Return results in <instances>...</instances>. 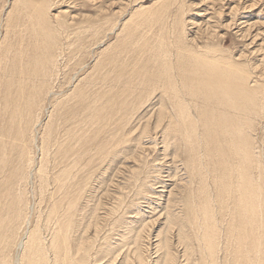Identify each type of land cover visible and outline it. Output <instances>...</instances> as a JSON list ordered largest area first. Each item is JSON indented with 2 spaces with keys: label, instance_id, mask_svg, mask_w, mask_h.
<instances>
[{
  "label": "rangeland",
  "instance_id": "374dc122",
  "mask_svg": "<svg viewBox=\"0 0 264 264\" xmlns=\"http://www.w3.org/2000/svg\"><path fill=\"white\" fill-rule=\"evenodd\" d=\"M243 165L264 225V0H0V264H234Z\"/></svg>",
  "mask_w": 264,
  "mask_h": 264
},
{
  "label": "bare ground",
  "instance_id": "6f19581e",
  "mask_svg": "<svg viewBox=\"0 0 264 264\" xmlns=\"http://www.w3.org/2000/svg\"><path fill=\"white\" fill-rule=\"evenodd\" d=\"M201 52V51H200ZM198 54V53H197ZM203 59V58H202ZM196 60V59H195ZM220 60V59H219ZM223 60V59H222ZM198 61H200V60H198ZM217 62V61H216ZM227 65V64H226ZM225 65V66H226ZM38 67V66H37ZM192 67V66H191ZM210 67V66H209ZM221 67H223V66H221ZM203 68H205V67H203ZM207 68V67H206ZM208 69V68H207ZM206 69V70H207ZM213 69V68H212ZM211 69V72L212 73H214L216 70H212ZM222 69V68H221ZM28 70V69H27ZM223 70V69H222ZM230 70V69H229ZM30 71V70H29ZM225 71V70H224ZM237 71V70H236ZM245 71V70H244ZM210 72V71H209ZM210 72V73H211ZM222 72V71H221ZM226 72V71H225ZM231 72V71H230ZM222 74H223V72H222ZM218 75H220V72H219V74ZM224 75V74H223ZM238 75V74H237ZM241 75V74H240ZM247 76V75H246ZM185 77V76H184ZM197 77V76H196ZM227 78V77H226ZM249 79V78H248ZM239 80V79H238ZM190 81V80H189ZM248 82V81H247ZM204 83H206L205 81H204ZM218 84V83H217ZM213 84H211V83H209L208 84V89H214V87L212 86ZM240 85V84H239ZM204 86V85H203ZM227 86V85H226ZM237 87V86H236ZM204 88V87H203ZM231 88H233V86L231 87ZM225 90V89H224ZM232 91V93H225V92H221V93H219V96H220V98L222 99H226V98H229V102L228 101H226V102H228L229 104H232V107L233 106H238V104L234 101V97L237 95V94H241V95H243L244 97H246V99L247 100H250L251 98H250V96L248 95V93L249 92H247V91H245V92H242V91H239V90H237V89H232L231 90ZM250 94V93H249ZM217 95H215L214 96V98L216 97ZM240 96V95H239ZM208 97H209V95H207V99H208ZM211 97V96H210ZM209 97V98H210ZM212 98V97H211ZM204 101H207L206 100V95H204ZM213 99V98H212ZM242 99V98H241ZM211 100V99H210ZM218 100V99H217ZM221 101H223V100H221ZM242 101V100H241ZM212 102H214V101H212ZM220 102V101H219ZM223 103H225L224 101H223ZM246 103V102H245ZM222 104V103H221ZM227 105V104H226ZM247 105V104H246ZM244 106V105H243ZM181 107V106H180ZM183 107V106H182ZM224 107V106H223ZM228 107V106H227ZM230 107V106H229ZM238 107H240L241 108V105L240 106H238ZM185 108H187L186 106H185ZM253 108V107H252ZM176 109H178V108H176ZM233 109H235V108H233ZM244 109V108H243ZM249 109V108H248ZM226 110V109H225ZM186 111H187V109H186ZM185 111V112H186ZM234 111V110H233ZM246 113V112H245ZM164 114V113H163ZM235 114V113H234ZM189 116V115H188ZM216 116V115H215ZM246 116V115H245ZM230 117V116H229ZM190 118H192V117H190ZM228 120H229V118L228 117H226ZM184 119V121L185 122H187L188 124H189V126H193V127H195V124H194V121H187V119H186V117L185 118H182V120ZM215 119V118H214ZM231 119V118H230ZM181 120V121H182ZM239 120V119H238ZM213 122H214V120H213ZM247 122V121H246ZM250 122V121H249ZM198 123V122H197ZM232 123V122H231ZM169 124L171 125V126H173L174 124H176V123H174V120L171 118V120H169ZM180 124H182V123H180ZM221 124L223 125L224 124V121H222L221 122ZM226 124V123H225ZM246 124V123H245ZM186 125V124H185ZM228 125V124H227ZM230 125V124H229ZM237 125V124H236ZM182 126H183V124H182ZM239 127V126H238ZM190 129V128H189ZM223 129V128H222ZM233 129V128H232ZM188 130V129H187ZM238 130V129H237ZM242 130V129H241ZM185 131V130H184ZM242 131H244V130H242ZM247 131V130H246ZM188 132H189V130H188ZM240 132V131H239ZM238 132V133H239ZM225 133H227V131L225 132ZM230 133H233V132H230ZM245 133V132H244ZM243 134V133H242ZM225 135H227V134H225ZM231 135V134H230ZM239 135V134H238ZM177 136V135H176ZM241 136V135H240ZM239 136V137H240ZM225 137V136H224ZM227 137V136H226ZM233 137V136H232ZM238 137V136H237ZM234 138H235V136H234ZM228 139V138H227ZM231 139V138H230ZM229 140V139H228ZM235 140V139H234ZM231 141V140H230ZM232 141H233V139H232ZM232 141H231V143H232ZM239 141V140H238ZM230 143V142H229ZM235 143V142H234ZM240 143V142H239ZM244 143H246V142H244ZM238 144V143H237ZM241 144H243L242 142H241ZM231 145V144H230ZM234 145H236V144H234ZM243 146V145H242ZM231 147V146H230ZM234 147V146H233ZM232 147V148H233ZM237 147V146H236ZM244 147V146H243ZM232 148L230 149V150H232ZM217 149V148H216ZM229 149V148H228ZM234 149V148H233ZM240 149V148H239ZM250 149V148H249ZM235 150V149H234ZM219 151V150H218ZM236 151V150H235ZM226 152V151H225ZM232 152V151H231ZM240 152H241V150H240ZM248 152V151H247ZM252 152V151H251ZM222 153H224V152H222ZM243 153H244V155H245V157L246 156H250V153H247V155L245 154V150H243ZM240 154V153H239ZM233 155H235V154H233ZM13 156V155H12ZM251 158H253V155H251L250 156ZM235 159H236V157H235ZM223 160H224V158H223ZM228 160V159H227ZM240 160V159H239ZM248 160H250L249 158H248ZM3 161V160H2ZM5 161V160H4ZM252 161V163H253V160H251ZM4 163V162H3ZM241 163V162H240ZM226 164V163H225ZM245 164H247L246 162H245ZM4 165V164H3ZM236 165H237V163H236ZM250 166V165H249ZM252 166V165H251ZM5 167H6V165H5ZM239 167V166H238ZM240 168H241V170H242V167L240 166ZM247 168V169H246ZM250 169V168H249ZM14 170V169H13ZM239 171V170H238ZM240 173V172H239ZM220 175V174H219ZM19 176V174L18 173H13V174H11V175H9V177L7 178V184H6V186H7V192L9 193V195L11 194L10 192L12 191V190H14L13 188H14V186H15V183H16V179H17V177ZM251 176V173H250V171L248 170V167H244V165H243V172H241L240 173V175H239V181H238V184H237V189H238V191H239V196H240V199H241V203H239V204H242V205H240V217H239V221H240V223H239V225H238V227H237V229L235 230V232H233V234H232V237H233V239L231 240L230 239V235L229 236H227L228 238H227V243H230L228 246H226V247H228V249H230L234 254H235V257L233 258L234 259V264H248L249 263V261L251 260L249 257L251 256V257H253L255 260H256V262H258L257 264H264V249H262V246L264 245V241H262V239H261V237L259 238V237H257V235L255 234V232H254V228L255 227H258L259 229L261 228L262 229V227L264 228V225H263V222L260 220V219H258V214H259V211H260V209H261V207H260V209H258V207L260 206V201H259V197L256 195V192H255V185H254V183L252 182V178L250 177ZM229 182V181H228ZM223 184H224V182H222ZM227 183V182H226ZM222 184V185H223ZM222 188V187H221ZM228 189V188H227ZM228 191V190H227ZM226 191V192H227ZM234 192H235V190H234ZM16 195H18L17 197H16ZM228 195V194H227ZM236 197V196H235ZM13 198L15 199L16 198V201L17 200H19V198H21V194H15L14 196H13ZM232 198V197H231ZM257 198V199H256ZM191 200H193V198L191 199ZM257 200V201H256ZM190 201V199L189 198H187V202H189ZM228 201V200H227ZM203 202V201H202ZM205 202H207V200L205 201ZM224 202V201H223ZM206 206H204V208H205ZM230 207V206H229ZM233 207V206H232ZM197 209V208H196ZM199 209V208H198ZM231 209V208H230ZM207 212V211H206ZM196 213V212H195ZM204 213V212H203ZM261 213V212H260ZM197 215V214H196ZM201 215V214H200ZM207 215H208V213H207ZM201 217V216H200ZM208 217V216H207ZM262 219V218H261ZM201 223V222H200ZM70 224V223H69ZM72 225V224H71ZM73 226V225H72ZM208 227H209V225H208ZM72 228V227H71ZM201 228V227H200ZM204 229V228H203ZM209 228H207V230H208ZM213 229V228H212ZM72 230H73V228H72ZM74 230H75V227H74ZM202 230V229H201ZM206 231V230H205ZM231 231V230H230ZM73 232V231H72ZM208 232V231H207ZM60 233V232H59ZM62 233V232H61ZM199 233V232H198ZM28 234V233H27ZM259 234V233H258ZM59 235V234H58ZM214 235H215V233H213V235H209V236H207V235H205L204 237H202V240L200 241V243H202L203 245L205 244L206 245V247H207V249L209 250V252H210V254L212 255H210L212 258H215L214 257V255H215V253H216V251H218L217 249H219V247L218 246H220V245H218V243L216 242V240H213L214 239ZM262 237L264 238V233H263V235H262ZM35 238V236L33 235V239ZM249 238V239H248ZM27 239V238H26ZM58 239H61L60 240V242H65L66 241V239H67V234H61V235H59V238ZM216 239V238H215ZM216 243H215V242ZM217 241H218V239H217ZM30 242V241H29ZM41 242V241H40ZM82 243V242H81ZM169 241H168V237L166 236V240H164V243H163V247H165L164 248V257H165V261L166 262H168L169 264H170V262L171 261H173V256H172V253H171V248H170V246H169ZM58 245V244H57ZM79 245V244H78ZM235 245H236V248H235ZM247 246H249V254L247 255L246 253H244V251L243 250H245V249H247L246 247ZM57 247H59V246H57ZM186 248H187V251H188V246L186 245ZM39 249V248H38ZM58 249V248H57ZM204 249V248H203ZM88 250H90V249H88ZM206 250V249H205ZM138 251V250H137ZM40 252V251H39ZM207 252V251H206ZM225 252V251H224ZM229 253H231L230 251H229ZM228 253V254H229ZM207 254V253H206ZM227 254V253H226ZM257 254V255H256ZM217 255V254H216ZM43 256V255H42ZM45 258V257H44ZM86 258H87V256H86ZM252 258V259H253ZM29 259V258H28ZM211 259V258H210ZM232 259V260H233ZM254 260V261H255ZM32 261V260H31ZM253 261V260H252ZM34 262V261H33ZM31 263V264H34V263ZM166 262H165V264H166ZM206 262V261H205ZM212 262V261H211ZM231 262V261H230ZM251 263V262H250ZM254 263V262H253ZM28 264V263H27ZM62 264H72V262L71 261H69V258H68V255H65L64 257H63V259H62ZM214 264H216V263H214ZM252 264V263H251Z\"/></svg>",
  "mask_w": 264,
  "mask_h": 264
}]
</instances>
